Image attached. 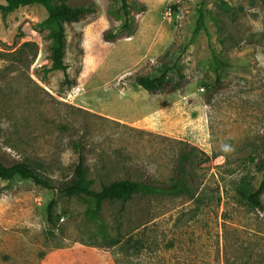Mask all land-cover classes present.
Masks as SVG:
<instances>
[{"label": "rangeland", "instance_id": "rangeland-1", "mask_svg": "<svg viewBox=\"0 0 264 264\" xmlns=\"http://www.w3.org/2000/svg\"><path fill=\"white\" fill-rule=\"evenodd\" d=\"M53 1L92 9L66 25L69 89L46 71L45 8L0 12V160L51 182L0 178V264H264V192L245 199L264 163V0H127L129 36L120 0ZM166 66L162 90L133 79ZM79 153L94 190L181 188L93 213L60 191Z\"/></svg>", "mask_w": 264, "mask_h": 264}, {"label": "trees", "instance_id": "trees-1", "mask_svg": "<svg viewBox=\"0 0 264 264\" xmlns=\"http://www.w3.org/2000/svg\"><path fill=\"white\" fill-rule=\"evenodd\" d=\"M120 9L123 13V21L119 29L125 30L127 36L132 34L135 25L131 22L129 13V5L127 0H120ZM38 3L41 4L46 12L47 17L42 22L49 29L50 44L47 48V58L49 67L46 71H60L63 76L65 89L72 86L73 79L69 76V65L64 62L66 53V25L77 22L83 18L92 9L87 6L72 7L65 2L55 3L53 0H0V12L3 16L15 10L19 5ZM144 8V5H142ZM175 9V7H173ZM203 15L199 13L197 24L202 25ZM264 24V18H263ZM264 35V33H263ZM104 37L108 40L109 37H114V34H105ZM170 66H166L164 70L156 76L135 75L133 79L143 89L148 92H156L162 90L167 81V71ZM262 177L257 187L246 193L245 199L248 204L254 208L262 207L261 195L264 192V163L258 165ZM87 168L84 162V157L79 153L78 161L72 170V177L60 188V191L66 195H78L89 198L93 201V213H98L103 202L113 200H126L134 194H161L164 192H177L181 188L180 180L176 179L170 185L162 186L146 181H132L129 179L112 181L107 184H102L99 190H94L90 187V181L86 179ZM18 176L23 179H31L35 184L42 185L44 188H51V182L45 178L30 162L16 161L11 164H6L0 160V178L11 179ZM54 200H50L47 204V220L52 223V208Z\"/></svg>", "mask_w": 264, "mask_h": 264}]
</instances>
